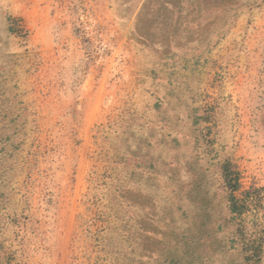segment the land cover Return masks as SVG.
Masks as SVG:
<instances>
[{
  "label": "rangeland",
  "instance_id": "374dc122",
  "mask_svg": "<svg viewBox=\"0 0 264 264\" xmlns=\"http://www.w3.org/2000/svg\"><path fill=\"white\" fill-rule=\"evenodd\" d=\"M0 264H264V0H0Z\"/></svg>",
  "mask_w": 264,
  "mask_h": 264
},
{
  "label": "trees",
  "instance_id": "16d2710c",
  "mask_svg": "<svg viewBox=\"0 0 264 264\" xmlns=\"http://www.w3.org/2000/svg\"><path fill=\"white\" fill-rule=\"evenodd\" d=\"M143 157H148V155H143ZM126 164V162H125ZM137 168H140V165H137ZM114 170L117 171L119 170L118 168H115L114 167ZM123 171L119 170L118 172H115V173H112L111 176H109V179L112 180V183L115 182V184H113L114 186H116L115 189H122L125 193H128V188H125L124 186V183H122V179L120 177H118L119 173H122ZM230 185V188L232 190V193H231V200L234 202L233 204L236 206L235 208H238L239 206V202H241L242 200H240L239 198H236L235 197V191H237L240 187V183H239V179L238 178H235V179H232L230 180L229 182ZM118 185V186H117ZM123 187V188H121ZM244 202V201H242ZM259 251V246L257 245H253L251 247V250H250V253L252 254V256H255L256 252Z\"/></svg>",
  "mask_w": 264,
  "mask_h": 264
}]
</instances>
